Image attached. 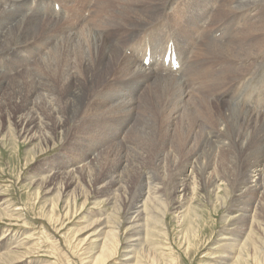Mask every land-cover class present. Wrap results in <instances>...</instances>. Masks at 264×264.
Returning a JSON list of instances; mask_svg holds the SVG:
<instances>
[{
	"label": "rangeland",
	"instance_id": "1",
	"mask_svg": "<svg viewBox=\"0 0 264 264\" xmlns=\"http://www.w3.org/2000/svg\"><path fill=\"white\" fill-rule=\"evenodd\" d=\"M59 1L70 6L75 0ZM157 1L96 0L91 24L101 17L100 21L112 26L107 31L109 34L104 35L107 44L95 54L91 47L92 26L51 19L43 28L44 23L37 26V15L28 22L30 29L25 30L26 25L19 28L16 21L8 25V39H14L17 32L28 35L21 36L26 45L13 51L7 52L4 48L7 45L0 44V73L3 71L0 74V264H245L236 259L237 255L247 259L248 264H264V198L260 193L246 192L254 187L249 183L251 168L264 156V119L248 116L241 120L244 111L237 109L241 116L237 113L229 116L223 110L224 105H228L221 101L223 98H216V94L225 93L226 77L220 80L215 75L199 78L198 86L207 88L212 82H218V86L212 92L197 93V108L190 107L194 105L190 100L192 94L184 92L183 101L187 100L181 105L190 108L193 114L184 110L175 120L172 119L175 101L182 98V91L175 86L172 88L164 83L153 86L150 81L133 95L129 107L123 106L126 110L109 114L97 112V95L94 99L89 96L102 87L104 80H109L106 73L112 69L108 58L111 50H105L111 43L117 44L114 38L122 35L118 31L124 24L138 26L136 11H149ZM28 2L32 9H37V0ZM75 22L81 23L80 19L72 23ZM224 23L238 27L242 24L236 17L214 22L211 26L218 28ZM62 31L79 33L82 43L86 42L72 58L69 57L79 76L86 75L79 66L80 59L89 61L75 109L79 119L76 126L70 128L73 123L68 121L66 132H61L63 127L51 131L47 126L52 125V119L36 108L39 101L45 99L46 104L40 106L47 107L55 98L45 93L40 98L37 93L33 95L37 90V73L43 74L53 88L60 87L57 77H53L52 71L43 64L50 56L57 59L59 50L56 49L54 55L55 45L69 33L63 35ZM49 37L60 41L41 52L39 43H47ZM42 58L46 60H40ZM199 59L203 61L196 62L198 65H222L218 71L224 69L225 61L236 63L237 70L230 76L244 75L250 67L246 61L210 62L198 56ZM241 65L245 67L244 72L240 71ZM90 70L94 74L90 75ZM111 76L121 79L120 75ZM71 89L61 91V98ZM44 121L48 125H44L42 131L39 127ZM21 126L31 128L26 131ZM237 127L244 129L245 139H234L236 142L233 137L214 139L215 132L224 134L227 128L231 132ZM104 129L113 134L110 139H105ZM99 131L104 139L97 142L94 137ZM254 134L262 136L254 143L255 147H249ZM204 135L206 138L213 135L211 138L216 142L202 145ZM158 154L160 160L157 161ZM246 165H250L247 172ZM199 173L205 176V188L201 186ZM176 176L178 182H189L191 190L185 193L184 200L177 199L178 193L173 192L171 180ZM216 177H220V181L210 187L209 179ZM239 182L242 183L240 190L237 189ZM148 183L157 184L160 190L151 196L152 202L147 205L153 214L147 215L145 232L139 235L138 242H131L128 218L135 215L132 216L130 210L141 188L147 191ZM177 185L175 191H182ZM179 203L185 206L180 212L173 211L171 206ZM235 216L239 221L232 225ZM243 221L246 225H242ZM131 243L132 248H129ZM254 248L259 252L255 253ZM102 251H105L102 262H97Z\"/></svg>",
	"mask_w": 264,
	"mask_h": 264
},
{
	"label": "bare ground",
	"instance_id": "2",
	"mask_svg": "<svg viewBox=\"0 0 264 264\" xmlns=\"http://www.w3.org/2000/svg\"><path fill=\"white\" fill-rule=\"evenodd\" d=\"M28 1L29 0H0V44L7 45L6 47H4L7 52L13 51L17 47L22 46L26 43L25 39L24 41H22V37L25 35L22 36V34H20L19 32H17L14 39H8L10 30L8 28V25L16 21L19 22V28L22 29L26 25L25 30L30 29L31 24L28 22L31 21L36 15L37 26L41 25V23L46 24L45 26L42 25L43 28L47 27L50 24L51 19L57 20L58 22L62 21L60 23L82 24L88 25V27L92 26L90 28V31L92 32L91 47L94 54L101 47L107 44V38L104 35L109 34V32L107 33V31H109L108 29H111L110 26H112V24L100 21L101 17H99V20L94 24H91L93 22H90L92 19L91 11L96 0H84L82 3H79L80 1L75 0L70 6L63 5L59 0H37V9H32L27 4L29 3ZM219 2L220 0H159L154 3L152 9L149 11H136L135 15L138 16V20L140 22L138 23V26L132 24H124L122 30L118 31V33H121L122 35H119L120 37L118 38H114V40L117 41V44L111 43V46H109L105 50H111L108 58H110V61L112 63V69L108 70L106 73V78L109 76V80H104V82L102 83V87H98L97 89L93 90L89 95L92 99H94L95 95H97V104L95 106V110L102 113L107 112V114L126 110L123 109V106L126 105L129 107V105H131L133 95L137 93L140 87L152 81L150 83L153 86L154 84L164 83L168 86H171L172 88L173 86H175V88L177 87L182 91V98L178 96L181 101H175L177 102V104L174 105L175 108L172 112V119H177L178 113L184 110H186V112H188L192 116L193 111L190 108L187 109V106L181 105L182 102H186L187 100L186 98V100L183 101V99L185 98L184 92L187 91L192 94V99L190 98V100L195 106L191 105L190 107L197 108L195 98L198 96V94H202L203 92L208 90L212 92L215 87L218 86V82H212L207 84V88L201 87L198 86L197 80L201 77L208 78L215 75L217 80H220L223 77H226L228 79V86L225 89V93L224 91H222L216 94V98H223L221 101H224V104L228 105H224L223 110H225L229 114V116L233 115L232 113H237L236 110L240 109L241 111L245 112H243L244 116L242 115L243 117L239 118L241 120L246 119L248 116L261 117L262 119H264V0H222L221 3L218 4ZM23 11L25 12L21 13ZM84 12H87V18L84 17ZM236 17H239V23H242L239 27L232 26L228 23H224L218 28H212L211 26V24L214 22H225L227 19L233 20ZM63 19H69L71 21H63ZM77 19H80L81 23H72ZM99 21L100 24H98ZM11 27L12 26H10V28ZM260 29H263V31H260ZM68 32L69 31H62L60 33L64 35ZM27 35L28 34H26V36ZM60 35L59 38L61 37ZM49 38L50 39L47 41V43H39V46H41V49L39 50L41 52L47 51L49 45H53L56 41L59 40V38L58 40L51 39V37ZM63 38L64 40L62 42L59 40L60 42L55 45L56 48L53 51L55 55L56 49L59 50L57 59H54L50 56V58H52L50 60V63L47 64V61L50 59L49 58L43 64V66L47 65V68L52 71L50 73L53 77H57L58 86L60 87H58L57 89L53 88L51 82L46 79L43 74L37 73V90L33 91V95L37 93V96H39L40 98L45 93L49 94L48 96H52L55 98V102H48L47 107L40 106L42 104H46L45 99L43 101H39L36 107L37 109L41 110L49 119H52V125L49 126L48 124H46L47 121H44V124L40 125L39 128L42 129V131L44 130V125H48L47 127L51 129V131L54 130V128L62 129L63 127V130L61 132H66L64 128L67 126L68 121L73 123V126H69L70 128L76 126L74 124L78 122L79 119L78 117H76L77 114H75V111L77 110L76 107L78 106L77 100L81 92V87L79 86L81 85V80H83L88 74L87 70L89 67V61H87L85 58L80 59L79 66L82 72L86 74L85 76L80 75V77L79 74L75 71V67L73 66V63L70 59L75 55L80 46L86 45V42L82 43V39L79 33L71 34L69 32L65 36L61 37V39ZM132 40L134 41L132 42ZM38 41L41 42L40 40ZM80 49H82V47ZM0 50L2 51V49ZM49 54L51 53L49 52ZM198 56L206 57L210 62L224 60L242 62L246 61V65L250 66L251 68L249 67V70L245 72L244 75L230 76L233 71L237 70V68L235 67L236 63L225 61L223 63L224 69L222 71H218L221 69L222 65H198L203 61L200 59L198 60ZM69 57L71 58L69 59ZM40 60L46 59L42 58ZM146 61H148L149 63L145 64ZM242 62L240 64H242ZM244 69L245 67L241 65L240 71L244 72ZM89 74L92 75L94 73L92 72V70H90ZM111 75H120L121 79H114ZM0 77H2V75H0ZM111 82H114L115 84ZM168 86L164 87L165 90ZM67 88L71 90H69V93H66V96H64V98H61L62 93H59L63 90H66ZM187 96H189V94ZM174 98L176 99L177 97L175 96ZM236 115L241 116L239 115V113H237ZM37 121L39 126V120ZM21 122L22 125H24L26 122V118ZM31 126H21V128L28 131L30 130ZM113 130L115 131L117 129ZM229 131V128H227L226 132L224 131V134L215 132L214 139L220 138L222 136L225 140L233 137V140L235 139L236 141H241V139L246 138V134H244L245 132H243L244 129L242 130L241 128L237 127V129H231V132ZM104 132L106 133L105 139H110L113 135L110 130L104 129ZM205 135L202 139V145L215 141L211 138L213 135H210V138L209 136L206 138ZM253 136V142L249 143V147L251 145L255 147L254 143L256 144L257 140H259L260 136L262 135L259 136V134H254ZM63 139H66V136H64ZM78 139L79 141H82L81 138ZM94 139L97 142L103 140L104 138H102V132L99 131V133L95 135ZM262 139V141L264 142V138ZM195 155H197V153L194 154V156ZM155 158L157 159V161L160 160V155H156ZM249 168L250 165H246L245 172H247ZM251 173L252 180L249 183H251L254 187L249 186L250 188H248L246 192L252 191L256 194L260 193V195L264 198V156H262V159L259 161V163L251 168ZM199 177L201 181L200 183L202 184L201 186L205 188V176L203 177V174H200ZM154 180L155 179H153V183ZM209 180L210 181H208V184L210 182V187H214L217 182L220 181V177L212 178V180ZM171 181V185H173V192H176L179 195L178 197L176 196L177 199L184 200L185 193H190L191 190V188L190 190L188 188L189 182H178L177 176ZM153 183H148L147 191H143V188H141V191H139V194H137L138 196H136V202L134 204L132 203L133 205L131 207L130 214L132 216H135H133L134 218L131 216H129L128 218L130 220L128 224L131 226V242L139 241V235L143 234L147 227V215L153 214L148 210L147 205L152 202V200H150L151 196H154L160 190L159 187H156L157 184L155 186L153 185ZM177 184L181 186L182 191H175V186H178ZM241 186L242 183L239 182L238 187H236L238 190H240L239 188ZM184 206V203H179L175 207H171H173V211L180 212ZM241 211L246 213V211L244 210ZM238 221L239 220L237 216H235L232 225H237ZM242 225H246V223L243 221ZM109 234L111 235L112 233ZM131 246L132 243L129 245V248H132ZM256 248H254L255 253L259 252V249ZM219 250H221V248ZM104 254L105 251H102L100 256L96 258V261L102 262L101 260L103 259ZM236 259H239L241 260V262L248 264L247 259L245 258L246 260H244L243 257L239 255H237ZM253 260L256 262L255 257ZM262 261L264 263L263 255Z\"/></svg>",
	"mask_w": 264,
	"mask_h": 264
}]
</instances>
